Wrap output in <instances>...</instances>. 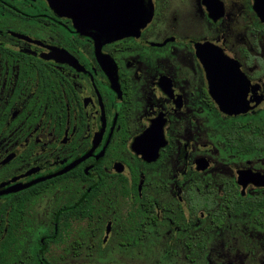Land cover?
<instances>
[{"label":"flooded vegetation","instance_id":"flooded-vegetation-1","mask_svg":"<svg viewBox=\"0 0 264 264\" xmlns=\"http://www.w3.org/2000/svg\"><path fill=\"white\" fill-rule=\"evenodd\" d=\"M92 7L0 0V264H264V0Z\"/></svg>","mask_w":264,"mask_h":264},{"label":"water","instance_id":"water-1","mask_svg":"<svg viewBox=\"0 0 264 264\" xmlns=\"http://www.w3.org/2000/svg\"><path fill=\"white\" fill-rule=\"evenodd\" d=\"M98 0H85L86 3H93V7L92 9L95 11L96 9L97 10H100V8L96 7V2ZM103 10L106 11V7H103ZM108 18H110V13H109V16ZM89 27V26H88ZM92 27V26H91ZM92 28H96L97 30H99L100 34L103 36V37H111L112 35V25L110 22H105V23H97V26H93ZM119 30H121L123 28V26H118L117 27Z\"/></svg>","mask_w":264,"mask_h":264}]
</instances>
